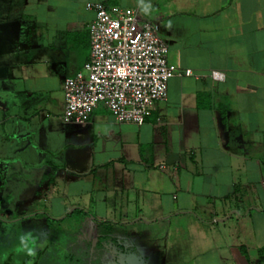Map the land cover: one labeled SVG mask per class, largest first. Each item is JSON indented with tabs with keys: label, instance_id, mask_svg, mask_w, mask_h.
I'll return each mask as SVG.
<instances>
[{
	"label": "crops",
	"instance_id": "1",
	"mask_svg": "<svg viewBox=\"0 0 264 264\" xmlns=\"http://www.w3.org/2000/svg\"><path fill=\"white\" fill-rule=\"evenodd\" d=\"M87 3L136 10L167 44L175 74L141 125L100 105L63 120ZM0 166L40 175L54 218L91 209L87 264H264V0H0Z\"/></svg>",
	"mask_w": 264,
	"mask_h": 264
},
{
	"label": "built area",
	"instance_id": "2",
	"mask_svg": "<svg viewBox=\"0 0 264 264\" xmlns=\"http://www.w3.org/2000/svg\"><path fill=\"white\" fill-rule=\"evenodd\" d=\"M86 8L95 15L89 26L87 74L79 71L64 80L63 120L85 124L100 105L118 123L141 125L154 104L166 99L175 74L158 24L142 20L134 9L102 3H87ZM211 77L221 79L215 73Z\"/></svg>",
	"mask_w": 264,
	"mask_h": 264
},
{
	"label": "rangeland",
	"instance_id": "3",
	"mask_svg": "<svg viewBox=\"0 0 264 264\" xmlns=\"http://www.w3.org/2000/svg\"><path fill=\"white\" fill-rule=\"evenodd\" d=\"M24 177L25 180L32 179L37 184H34V187L24 185L25 182L19 184V181H22L20 180L21 176L11 178L7 175L0 178V182H3L0 184V212L2 213L0 221L15 216L23 218L12 224L2 223V232L10 233L12 230L17 232V230L32 228L31 230L35 231L34 234L39 235L48 246V250L44 254V258L40 259L39 264H87L90 263L91 257L94 261L100 259L103 256L101 254L103 240L101 237L97 238L94 232L96 223L91 219V209H85L84 212L76 210L69 215L68 213L71 211L69 208L66 211L68 216L65 219L54 218L51 215L53 212L50 207L52 202L49 199L46 186L40 185V181L38 183L40 175L32 174L29 177L28 174H24ZM32 194L38 197L36 198L37 202L34 199L35 206L33 207L32 203L23 199V197ZM33 209H37V213L35 215L28 214ZM9 241L8 237H0V244H7ZM105 243H110V240L106 239ZM119 259L118 264H125L123 261L128 264L142 263L136 255L124 256L123 259L119 257ZM152 261L157 262L159 259Z\"/></svg>",
	"mask_w": 264,
	"mask_h": 264
},
{
	"label": "flooded vegetation",
	"instance_id": "4",
	"mask_svg": "<svg viewBox=\"0 0 264 264\" xmlns=\"http://www.w3.org/2000/svg\"><path fill=\"white\" fill-rule=\"evenodd\" d=\"M2 168L0 166V178L7 175L12 178V174L6 173ZM0 184H3V182H0ZM36 213H31V215ZM60 218L63 220L66 216ZM22 219V217L15 216L0 221V237L5 236L10 239L7 244H0V264H39L40 259L44 258L43 256L48 250L47 244L41 240L39 235L34 234L35 231H32V228L17 230V232L12 230L10 233L2 232V223L12 224Z\"/></svg>",
	"mask_w": 264,
	"mask_h": 264
}]
</instances>
